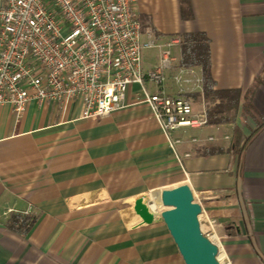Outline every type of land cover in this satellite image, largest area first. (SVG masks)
I'll return each mask as SVG.
<instances>
[{"label": "crops", "instance_id": "0c3cea01", "mask_svg": "<svg viewBox=\"0 0 264 264\" xmlns=\"http://www.w3.org/2000/svg\"><path fill=\"white\" fill-rule=\"evenodd\" d=\"M136 8L143 41L147 30L161 47L203 33L215 87L238 89L251 115L175 131L186 140L218 137L200 148L184 143L181 152L193 154L182 169L150 107L135 101L138 84L124 108L99 118H79L78 101L32 100L19 121L0 105V264H185L162 221L138 225L127 209L132 198L183 183L204 221L218 222L221 264H264V0H136ZM169 49L165 90L175 95L181 48ZM159 50H143L144 70ZM184 95L194 112L205 106L200 91ZM151 197L161 205L157 192Z\"/></svg>", "mask_w": 264, "mask_h": 264}, {"label": "built area", "instance_id": "2783aa9c", "mask_svg": "<svg viewBox=\"0 0 264 264\" xmlns=\"http://www.w3.org/2000/svg\"><path fill=\"white\" fill-rule=\"evenodd\" d=\"M142 33L136 0H1L0 105L9 104L19 121L32 100L61 106L78 101L79 118H99L124 108L128 89L138 84L135 101L150 107L172 159L183 169L184 159L193 154L181 152L184 143L200 148L218 140L174 134L208 124L206 107L194 112L184 95L188 88L202 94V78L192 67L179 66L172 75L177 94H168L165 71L175 62L169 48L181 40L161 47L151 30L144 41ZM154 46L160 47L157 62L144 70L143 50ZM217 225L214 218L200 225L212 242ZM219 255L218 247L221 263Z\"/></svg>", "mask_w": 264, "mask_h": 264}, {"label": "water", "instance_id": "95a60500", "mask_svg": "<svg viewBox=\"0 0 264 264\" xmlns=\"http://www.w3.org/2000/svg\"><path fill=\"white\" fill-rule=\"evenodd\" d=\"M164 210H151L143 196L128 202V212L136 224L162 221L172 236L185 264H221L217 258L218 246L202 230L204 222L201 205L194 200L188 184L164 188L159 193Z\"/></svg>", "mask_w": 264, "mask_h": 264}, {"label": "trees", "instance_id": "16d2710c", "mask_svg": "<svg viewBox=\"0 0 264 264\" xmlns=\"http://www.w3.org/2000/svg\"><path fill=\"white\" fill-rule=\"evenodd\" d=\"M181 40L179 66L199 67L202 78V94L207 110L208 124L219 125L234 123L238 115H251L250 103H241L238 89H217L211 71L209 44L206 36L201 32H183L178 34ZM239 129L234 130L232 146L239 144Z\"/></svg>", "mask_w": 264, "mask_h": 264}, {"label": "rangeland", "instance_id": "374dc122", "mask_svg": "<svg viewBox=\"0 0 264 264\" xmlns=\"http://www.w3.org/2000/svg\"><path fill=\"white\" fill-rule=\"evenodd\" d=\"M161 190L162 189L159 188V189H156V190H151L149 192H146V194H145V200H146L145 202H147V204L149 205V207L151 208V210H153L156 213H159L160 211H162L165 208H167L166 206L156 204V202L152 200L153 199L151 197L152 192L160 193ZM202 224H203V228H204V223H202Z\"/></svg>", "mask_w": 264, "mask_h": 264}, {"label": "bare ground", "instance_id": "6f19581e", "mask_svg": "<svg viewBox=\"0 0 264 264\" xmlns=\"http://www.w3.org/2000/svg\"><path fill=\"white\" fill-rule=\"evenodd\" d=\"M159 194V193H158ZM159 203L161 204V202H160V199H159ZM162 205V204H161Z\"/></svg>", "mask_w": 264, "mask_h": 264}]
</instances>
